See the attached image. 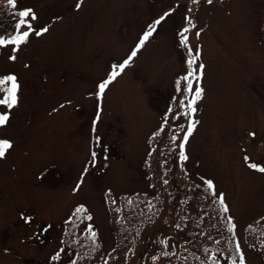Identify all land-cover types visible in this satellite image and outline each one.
<instances>
[{
    "label": "rangeland",
    "instance_id": "obj_1",
    "mask_svg": "<svg viewBox=\"0 0 264 264\" xmlns=\"http://www.w3.org/2000/svg\"><path fill=\"white\" fill-rule=\"evenodd\" d=\"M77 2L20 0L18 11L30 8L37 16L34 29L49 30L33 33L16 52L13 45L0 46V78L15 75L21 86L18 105L0 127V139L13 143L0 159V264L47 261L60 249L64 219L79 203L91 210L106 252L113 247L105 193L149 189V135L177 93V76L188 71V51L178 36L190 27L186 16L195 25L186 34L188 46L193 55L200 53L194 67L204 65L186 167L206 187L211 180L217 198L223 194L246 264H263L245 229L264 219V173L251 170L244 156L264 166V0H83L76 8ZM170 11L98 99V84L112 66L127 59L149 26ZM6 111L0 106V113ZM92 151L97 164L74 191ZM190 206L195 209L193 201ZM169 232L188 236L170 225L169 247L179 246Z\"/></svg>",
    "mask_w": 264,
    "mask_h": 264
},
{
    "label": "trees",
    "instance_id": "obj_2",
    "mask_svg": "<svg viewBox=\"0 0 264 264\" xmlns=\"http://www.w3.org/2000/svg\"><path fill=\"white\" fill-rule=\"evenodd\" d=\"M262 42L264 44V20ZM181 98L183 93L178 96ZM159 130L158 135L150 137L151 149L145 162L151 189L119 197L112 194L108 200L110 222L116 237L113 250L105 256L98 234L95 243L90 238L88 228L95 230L86 219L87 211L75 213L74 210L63 230V243L73 253V259L67 264L72 261L75 264H141L150 250L151 241L158 238L162 227L173 217L188 237L178 247L164 253L174 254L164 264H223V259L239 260L235 231H229L230 216L214 201L209 189L189 177L180 159L182 131L173 127L171 119L164 124L163 131ZM173 135L178 136L175 142L171 139ZM192 200L196 203L195 210L187 209ZM246 237L264 257V220L249 225Z\"/></svg>",
    "mask_w": 264,
    "mask_h": 264
},
{
    "label": "snow or ice",
    "instance_id": "obj_3",
    "mask_svg": "<svg viewBox=\"0 0 264 264\" xmlns=\"http://www.w3.org/2000/svg\"><path fill=\"white\" fill-rule=\"evenodd\" d=\"M193 3H199V0H192ZM213 0H207V3L211 4ZM83 3V0H78L76 4V8L81 7ZM7 4L9 8L15 9L17 7V0H7ZM189 11H192L190 8ZM13 17L16 18V22L13 25L16 34L11 35L9 38L5 39L3 36H0V46H7V45H13V52H16L19 50L20 46L24 43H26L29 39V37L34 33L36 36H41L44 33H46L49 29L48 27H44L40 30H36L33 27L32 21L37 20V16L33 12L32 9H25L18 12L11 13ZM171 15V11L168 13H165L164 16L160 17L159 19L155 20L152 25L149 26V30L146 31L141 38L139 44L136 46V48L131 52L129 57L125 59L122 63L119 65H113L112 71L109 73V76L106 80L100 82L98 84V91H97V98L101 99L103 97V94L105 93V90L109 84H111L119 75H121L124 70L131 64L132 60L137 55V52L140 50V48L144 45V43L153 35V33L157 30V26H159L162 21L166 19L167 16ZM30 18V19H29ZM186 24H188L190 27H184L178 32V36L180 37L179 43L187 48L188 51V59L186 60V64L188 67L187 73L177 78L176 80V91L178 93H183V98L178 101L181 111L176 113L175 119H179L180 116H183L188 119L187 128L185 129L184 125H180L181 131L184 132V135L182 137V140L179 144L180 149V159L187 160L188 157L185 154V145L188 143L189 138L192 136L196 125L199 123V121H196L192 119L194 114L197 112V102L200 101L203 98L204 89L200 86L199 81L202 79L203 75V68L204 65L200 64L199 67H194L196 64V61L199 59V50H196L195 55H193V50L191 47L188 46V36L186 35L189 31H191V28H194L195 25L192 23V18L186 16L185 17ZM27 29L24 31H21L22 29ZM197 36H199V32L196 33ZM10 60H15L16 56L12 55L9 57ZM181 81L184 82V87H181ZM194 82L196 83L195 89L193 88ZM4 85H10L6 88L2 87ZM20 85L17 81V77L15 75H7L3 78H0V91L4 92L3 98H0V106H6L7 111L0 113V127H4L7 125V123L10 120V113L13 108H15L18 105V91L20 90ZM175 101V97L173 98ZM186 101V102H185ZM63 107V105H62ZM173 112V108L170 105L168 108L167 113L164 116V124L168 123V116ZM99 118V114L97 116ZM95 125L96 121H93V131H95ZM164 130V125L161 126L159 131ZM159 132L154 133L153 135H158ZM250 136H255V133H249ZM172 141L175 142L178 139L177 135H173L171 137ZM96 144L100 145L101 141L100 138H96ZM13 147V143L6 139H0V159L5 158L6 153L8 150H10ZM154 151V150H153ZM151 154V153H150ZM104 159H107V156L104 157ZM98 160V153L96 151L91 152V159L86 164L84 171L81 173V178L79 182L77 183L76 188L74 191L79 190L80 186L84 182L85 175L87 174L89 170V166L95 167ZM244 161L247 164V166L254 171H258L260 173H264V166L259 165L255 162H250V158L245 155ZM167 183V181H165ZM207 184L208 189H214V184L211 180L205 181ZM214 194V193H213ZM219 204L222 206L223 212L227 213L229 211L228 207L225 204L223 194L219 195ZM87 210L83 207H77L75 209V213H81L86 212ZM119 211V209H117ZM21 219L25 221V223H30L31 218L30 217H24L23 214H21ZM86 219L91 220L92 217L88 215ZM228 223L231 225L229 228V231L234 232L235 231V225L232 224L231 219L229 218ZM46 230V229H45ZM88 232L90 234V238L93 240V243H95L97 233L91 229V227L88 228ZM64 249H61L59 252H57L55 255L51 257L52 261H59L60 260V253L63 252ZM236 252L239 255V264H246L245 257L243 253L240 251V245L239 243L236 244ZM72 264H75V261H72ZM107 264V262H105ZM232 264H236V260L233 259Z\"/></svg>",
    "mask_w": 264,
    "mask_h": 264
}]
</instances>
